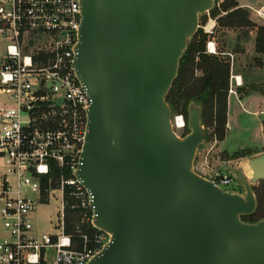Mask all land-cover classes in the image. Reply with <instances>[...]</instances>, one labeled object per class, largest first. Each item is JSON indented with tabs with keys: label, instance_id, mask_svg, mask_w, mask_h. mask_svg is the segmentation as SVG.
<instances>
[{
	"label": "water",
	"instance_id": "1",
	"mask_svg": "<svg viewBox=\"0 0 264 264\" xmlns=\"http://www.w3.org/2000/svg\"><path fill=\"white\" fill-rule=\"evenodd\" d=\"M76 75L90 98L74 176L88 190L92 224L109 240L86 264H264V217L247 222L264 179L248 160L244 192L194 169L204 141L201 106L179 135L166 96L179 61L215 0H79Z\"/></svg>",
	"mask_w": 264,
	"mask_h": 264
},
{
	"label": "built area",
	"instance_id": "2",
	"mask_svg": "<svg viewBox=\"0 0 264 264\" xmlns=\"http://www.w3.org/2000/svg\"><path fill=\"white\" fill-rule=\"evenodd\" d=\"M254 12L264 21V7ZM80 20L79 0H0V264H86L109 240L74 176L91 102L74 66ZM205 50L216 53L215 42ZM172 123L185 127L182 114ZM207 178L232 183L229 174ZM51 198L59 199L53 232H37L33 212ZM67 212L78 218L73 233Z\"/></svg>",
	"mask_w": 264,
	"mask_h": 264
},
{
	"label": "trees",
	"instance_id": "3",
	"mask_svg": "<svg viewBox=\"0 0 264 264\" xmlns=\"http://www.w3.org/2000/svg\"><path fill=\"white\" fill-rule=\"evenodd\" d=\"M208 13L219 27L254 30V49L256 52L264 53V24H258L251 20L248 10L240 7L237 0H221L218 4L215 1V6ZM210 37L201 28H198L194 33L179 61L177 77L166 96V101L171 111L183 115L184 134L188 131V103L192 100L199 103L204 136L207 134L206 129L210 128L211 138L222 141L226 133L227 96L231 66L230 58L226 59L222 51L206 52L205 44ZM247 155H250L249 149L238 150L231 156L237 158ZM251 187L257 199V206L253 213L241 216V219L247 222H255L264 217V180H261L257 185L252 184ZM77 219L76 215L67 212L65 215L67 232H74V224Z\"/></svg>",
	"mask_w": 264,
	"mask_h": 264
},
{
	"label": "rangeland",
	"instance_id": "4",
	"mask_svg": "<svg viewBox=\"0 0 264 264\" xmlns=\"http://www.w3.org/2000/svg\"><path fill=\"white\" fill-rule=\"evenodd\" d=\"M219 2V0H215ZM221 1V0H220ZM249 4L253 7H259L264 4V0H249ZM244 8V7H243ZM252 8V7H251ZM251 8L249 9L250 17H253L258 23H261L262 20L256 19L255 14ZM199 27L205 31L204 27L209 23V21H215L212 17L209 16V13H205L200 16ZM257 23V22H256ZM227 30V31H226ZM233 34L231 37H226L227 34ZM211 37H214V40L217 42V47L222 52H240L243 48L244 42L250 39V30L245 28L238 29H226L222 28L215 24L213 26L212 33H208ZM208 53V52H207ZM227 59L230 58L228 55H224ZM237 57V55H236ZM197 73V72H196ZM199 73V72H198ZM172 112V119L175 115L181 114L177 112ZM179 135L184 134V129H175ZM206 136H204V141L199 145L194 161V169L202 174L205 177L213 176L218 177L219 175L229 174L232 177V183L229 185L221 184V187L224 189H231L230 191L244 192L243 185L241 184L239 175L236 170L242 171L246 179H250L252 176V170L248 165V160L251 158V155L233 158L230 152H234L239 148L252 147L256 145V142L253 141L250 137V132L243 129H230L224 142L221 147L219 142L215 139H212L210 136L211 129H206ZM227 150L229 153L225 152ZM250 153L252 152L249 149ZM260 153V152H259ZM257 153V154H259ZM260 155V154H259ZM258 156V155H257ZM264 180V179H261ZM261 180L253 183L257 185ZM59 208V199L51 198L48 203L37 206L33 212L34 215V225L37 232H53V229L50 226V222H55L57 220ZM6 236L7 233L5 229H2L0 226V238ZM53 256L52 250H48L46 257L51 260Z\"/></svg>",
	"mask_w": 264,
	"mask_h": 264
},
{
	"label": "crops",
	"instance_id": "5",
	"mask_svg": "<svg viewBox=\"0 0 264 264\" xmlns=\"http://www.w3.org/2000/svg\"><path fill=\"white\" fill-rule=\"evenodd\" d=\"M237 2L240 7H252L253 12L254 9L264 7V4L253 7L249 4V0H237ZM255 16L256 19L262 20L258 15L255 14ZM250 19L258 23L253 17ZM212 22L213 28L215 21ZM258 24H264V21L262 20ZM232 35L229 33L226 37ZM208 40H213L216 51L219 50L213 36ZM254 46L255 31L250 30V39L244 42V49H241L240 52H222V54L230 56V76L237 75L239 83L235 85L232 80L231 88L234 91H229L227 96L226 133L224 139L219 142L221 147L230 129L247 130L256 145L238 150L250 149L252 151L250 153L251 158L264 153V53L256 52ZM224 151L229 153L227 150ZM234 152L229 154L232 155Z\"/></svg>",
	"mask_w": 264,
	"mask_h": 264
},
{
	"label": "bare ground",
	"instance_id": "6",
	"mask_svg": "<svg viewBox=\"0 0 264 264\" xmlns=\"http://www.w3.org/2000/svg\"><path fill=\"white\" fill-rule=\"evenodd\" d=\"M213 22L209 21V23L206 25V28H210L212 26ZM176 127H180V125H182V120L180 117L176 118V123H175Z\"/></svg>",
	"mask_w": 264,
	"mask_h": 264
}]
</instances>
